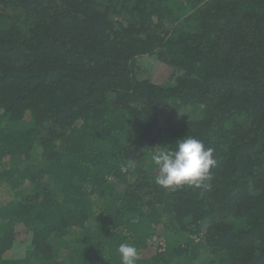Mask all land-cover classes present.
Returning a JSON list of instances; mask_svg holds the SVG:
<instances>
[{"label": "trees", "instance_id": "1", "mask_svg": "<svg viewBox=\"0 0 264 264\" xmlns=\"http://www.w3.org/2000/svg\"><path fill=\"white\" fill-rule=\"evenodd\" d=\"M184 135L211 179L162 187L153 152ZM121 243L264 264V0H0V264H121Z\"/></svg>", "mask_w": 264, "mask_h": 264}, {"label": "clouds", "instance_id": "2", "mask_svg": "<svg viewBox=\"0 0 264 264\" xmlns=\"http://www.w3.org/2000/svg\"><path fill=\"white\" fill-rule=\"evenodd\" d=\"M214 149L205 147L196 137L184 135L174 147L153 152L152 161L157 168L155 182L165 188L183 185L201 186L211 179V168L215 167ZM134 167V162H129ZM121 264H137L139 254L130 243H121L117 249Z\"/></svg>", "mask_w": 264, "mask_h": 264}, {"label": "rangeland", "instance_id": "3", "mask_svg": "<svg viewBox=\"0 0 264 264\" xmlns=\"http://www.w3.org/2000/svg\"><path fill=\"white\" fill-rule=\"evenodd\" d=\"M141 63H143V67L141 69L142 74H140L141 76H150L154 81L157 82H160L163 79V75L166 69L164 68L158 69L154 64L155 61L153 60V58L149 57L143 59ZM24 238H26V236L20 234V237L16 240L13 249L7 252L6 255L9 257L23 256V253L25 252L26 246L29 242V236L27 241H24L26 240Z\"/></svg>", "mask_w": 264, "mask_h": 264}]
</instances>
